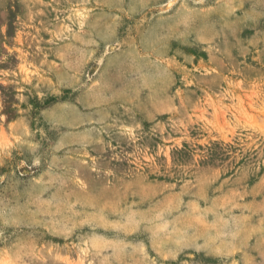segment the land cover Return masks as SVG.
<instances>
[{
	"label": "rangeland",
	"instance_id": "1",
	"mask_svg": "<svg viewBox=\"0 0 264 264\" xmlns=\"http://www.w3.org/2000/svg\"><path fill=\"white\" fill-rule=\"evenodd\" d=\"M0 264H264V0H0Z\"/></svg>",
	"mask_w": 264,
	"mask_h": 264
}]
</instances>
